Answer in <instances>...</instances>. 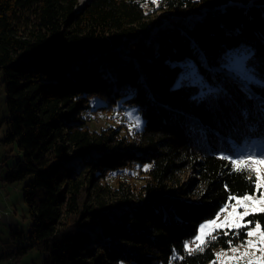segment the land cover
Listing matches in <instances>:
<instances>
[{
	"label": "trees",
	"instance_id": "16d2710c",
	"mask_svg": "<svg viewBox=\"0 0 264 264\" xmlns=\"http://www.w3.org/2000/svg\"><path fill=\"white\" fill-rule=\"evenodd\" d=\"M77 3L0 0V140L20 152L0 169L22 182L30 218L26 234L10 228L0 262L35 248L43 264H170L175 249L184 259L171 264H207L246 238L221 230L204 252L182 247L229 192L254 191L220 157L264 148V0ZM242 47L258 82L226 66ZM129 106L140 129L89 125L93 111ZM129 168L140 184L109 183Z\"/></svg>",
	"mask_w": 264,
	"mask_h": 264
},
{
	"label": "snow or ice",
	"instance_id": "6c2138e0",
	"mask_svg": "<svg viewBox=\"0 0 264 264\" xmlns=\"http://www.w3.org/2000/svg\"><path fill=\"white\" fill-rule=\"evenodd\" d=\"M148 2L159 7L161 0H145V4L141 6L146 7ZM252 55L251 49L243 47L229 54L230 66L247 83L258 82L254 71L246 66ZM184 79L185 77L181 76L176 87H180ZM209 91L212 90L209 89ZM204 94L202 92L201 97ZM140 126L141 121L137 116L132 127L139 128ZM258 143L256 141L251 142L248 145L251 151L240 154L236 158H233L232 155L220 157L229 162L232 172L245 175V179L248 180L254 191L252 194L247 192L233 194L229 192L227 202L219 208L215 217L200 223L197 234L190 241L182 242L186 255L204 252L213 241L218 239V236L214 233L224 230L223 234L225 236L231 233L232 236L239 237L243 230L246 239L239 246H233L232 239L227 241L232 255L221 250L214 254L216 259L212 261V264H217V261H219V264H240L241 261L244 264H264V226L255 220L257 214H264V151L257 152L255 150ZM147 167L145 166V168ZM248 217H252V219H246ZM182 259L184 257L179 256L176 250L173 249L171 261Z\"/></svg>",
	"mask_w": 264,
	"mask_h": 264
},
{
	"label": "rangeland",
	"instance_id": "374dc122",
	"mask_svg": "<svg viewBox=\"0 0 264 264\" xmlns=\"http://www.w3.org/2000/svg\"><path fill=\"white\" fill-rule=\"evenodd\" d=\"M235 51H232L231 53H234ZM227 61H228L227 65H226L227 68L231 72H234L235 74H237L240 77V75L237 73V71L233 67L230 66L231 61H230L229 55L227 57ZM255 78H256V81H258V78L256 77V75H255ZM4 96H5V90H4L3 85L0 84V139L3 137V135L6 131L5 117L7 115V107H6V104L4 102ZM137 116L140 118L141 125H142L141 116H140L139 112L137 111V108L134 106H129L128 108L123 109V111H117L114 114L111 112L105 114V113H99V112L93 111V112H91L90 116H87V117H90L89 125L91 127L100 128V127H104L107 124L108 125L112 124L114 127L122 126V127H124V130L128 129L130 131V128H131V132H132L136 129L141 128V126L139 128L132 127L135 124V118ZM0 148H2V150H3L2 156L7 157V158H5L6 159L5 163L7 165H10L12 163V161H14V159L16 158V156H14V155H17V153L18 154L20 153L18 145L16 143L4 144L0 140ZM262 151H264V148L261 150H257V152H262ZM129 169L131 171L126 170L125 175H121V177H119V175H118L116 179H112L111 181H109V183L111 185H114V186L117 185V182H119L120 185H123V186H125L127 183H129L130 185L131 184H140L139 178H138L139 174L137 172L136 173L134 172L135 170L136 171H138V170L133 169V168H129ZM128 172H130V173H128ZM12 186H14V187H12ZM4 187H5V191H9L10 205L14 211L13 214H14L16 220H15V223L12 224L11 226L8 224V222H6V223L0 222V239H1V241L9 239L10 228H14V229L18 228L19 230L23 231V233H25V234L30 228V218L28 215L26 205H25L24 200H23L22 182L19 181V182H15L13 184H7L6 183L4 185ZM249 194H252V193H249ZM241 211H242V209H241ZM214 217L215 216L210 217L208 219H211ZM205 220H207V219H205ZM205 220H203L202 222H204ZM202 222H200V223H202ZM197 231H198V228H197ZM196 234H197V232H196ZM191 239H188V240L190 241ZM240 244H241V242L238 244H235L233 246H239ZM221 250H224L229 255H232V253L230 252L228 247L227 248H220V249L216 250L215 253L220 252ZM241 251H243V249H241ZM47 257L48 256H47L46 252L38 251L35 248H31L19 259V261L15 262L14 264H43L44 260ZM215 259H216V257L214 256L213 260H215ZM213 260H211L207 264H212ZM217 264H219V261H217ZM240 264H244V262L241 261Z\"/></svg>",
	"mask_w": 264,
	"mask_h": 264
},
{
	"label": "crops",
	"instance_id": "0c3cea01",
	"mask_svg": "<svg viewBox=\"0 0 264 264\" xmlns=\"http://www.w3.org/2000/svg\"><path fill=\"white\" fill-rule=\"evenodd\" d=\"M1 84V83H0ZM2 148H0V163H1V160H4L5 157L2 156ZM5 152V151H4ZM4 164H6L4 162ZM2 170L0 169V211H1V218H0V222H8V224L11 226L12 224L15 223V216L13 214V209L10 205V199H9V191H5V187L4 185L7 183L5 182L3 179H2ZM7 184H13V183H7ZM14 187V186H12ZM7 240H3L1 241L0 239V249L1 247L4 246V243L6 242ZM19 261V260H18ZM15 262L17 261H12V262H0V264H14Z\"/></svg>",
	"mask_w": 264,
	"mask_h": 264
},
{
	"label": "water",
	"instance_id": "95a60500",
	"mask_svg": "<svg viewBox=\"0 0 264 264\" xmlns=\"http://www.w3.org/2000/svg\"><path fill=\"white\" fill-rule=\"evenodd\" d=\"M89 0H78L77 5L75 6L74 10H80Z\"/></svg>",
	"mask_w": 264,
	"mask_h": 264
},
{
	"label": "built area",
	"instance_id": "2783aa9c",
	"mask_svg": "<svg viewBox=\"0 0 264 264\" xmlns=\"http://www.w3.org/2000/svg\"><path fill=\"white\" fill-rule=\"evenodd\" d=\"M1 216H2V215H1V211H0V218H1Z\"/></svg>",
	"mask_w": 264,
	"mask_h": 264
}]
</instances>
